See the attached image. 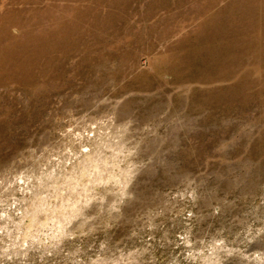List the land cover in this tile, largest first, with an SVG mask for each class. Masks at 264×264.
Instances as JSON below:
<instances>
[{"label":"rangeland","instance_id":"rangeland-1","mask_svg":"<svg viewBox=\"0 0 264 264\" xmlns=\"http://www.w3.org/2000/svg\"><path fill=\"white\" fill-rule=\"evenodd\" d=\"M0 264H264V0H0Z\"/></svg>","mask_w":264,"mask_h":264}]
</instances>
